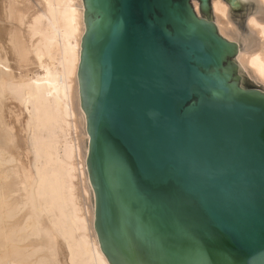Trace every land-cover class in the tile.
I'll return each instance as SVG.
<instances>
[{
    "label": "water",
    "instance_id": "water-1",
    "mask_svg": "<svg viewBox=\"0 0 264 264\" xmlns=\"http://www.w3.org/2000/svg\"><path fill=\"white\" fill-rule=\"evenodd\" d=\"M93 225L109 264H264V88L209 0H81ZM237 8L235 0H222Z\"/></svg>",
    "mask_w": 264,
    "mask_h": 264
},
{
    "label": "bare ground",
    "instance_id": "bare-ground-1",
    "mask_svg": "<svg viewBox=\"0 0 264 264\" xmlns=\"http://www.w3.org/2000/svg\"><path fill=\"white\" fill-rule=\"evenodd\" d=\"M235 1L209 0L210 22L264 88V0ZM83 11L81 0H0V264H109L79 101Z\"/></svg>",
    "mask_w": 264,
    "mask_h": 264
},
{
    "label": "rangeland",
    "instance_id": "rangeland-1",
    "mask_svg": "<svg viewBox=\"0 0 264 264\" xmlns=\"http://www.w3.org/2000/svg\"><path fill=\"white\" fill-rule=\"evenodd\" d=\"M192 2H193V0L191 1V5H192ZM233 23H236V19H235V21H233Z\"/></svg>",
    "mask_w": 264,
    "mask_h": 264
}]
</instances>
